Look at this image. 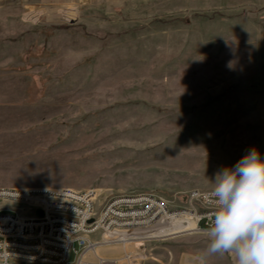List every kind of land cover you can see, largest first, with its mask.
<instances>
[{
    "label": "rangeland",
    "instance_id": "1",
    "mask_svg": "<svg viewBox=\"0 0 264 264\" xmlns=\"http://www.w3.org/2000/svg\"><path fill=\"white\" fill-rule=\"evenodd\" d=\"M252 148L264 159V0H0V187L202 213L191 194ZM164 222L130 264L161 239L209 243L210 220ZM113 245L95 250L114 257Z\"/></svg>",
    "mask_w": 264,
    "mask_h": 264
},
{
    "label": "built area",
    "instance_id": "2",
    "mask_svg": "<svg viewBox=\"0 0 264 264\" xmlns=\"http://www.w3.org/2000/svg\"><path fill=\"white\" fill-rule=\"evenodd\" d=\"M139 196L146 199L127 201ZM194 197L207 206L202 213L196 209L188 211L196 220L195 226L203 218L212 222L215 213L212 192L192 193L191 198ZM0 198L9 201L8 205L0 206V210L24 211V218H9V212L0 211V264H116L115 257L97 254L95 248L107 243L123 247L135 236H145L142 238L145 241L149 238L146 227H159L157 217L164 214L149 217V210H157L153 207L157 201L145 194L116 198L97 210L93 190L0 187ZM136 208L146 211L141 218L144 222L126 223L136 221L130 214ZM37 213L55 216V225L38 221ZM94 216H103V224L95 225ZM122 231L125 232L122 237H103ZM61 237L71 238V245L77 241L79 249H73V260H68L71 246H62ZM6 246H15V253H6ZM122 254L130 259L133 257L124 250Z\"/></svg>",
    "mask_w": 264,
    "mask_h": 264
},
{
    "label": "clouds",
    "instance_id": "3",
    "mask_svg": "<svg viewBox=\"0 0 264 264\" xmlns=\"http://www.w3.org/2000/svg\"><path fill=\"white\" fill-rule=\"evenodd\" d=\"M212 190L215 213L205 229L207 258L235 253L237 264H264V159L252 148L233 166L216 173Z\"/></svg>",
    "mask_w": 264,
    "mask_h": 264
},
{
    "label": "crops",
    "instance_id": "4",
    "mask_svg": "<svg viewBox=\"0 0 264 264\" xmlns=\"http://www.w3.org/2000/svg\"><path fill=\"white\" fill-rule=\"evenodd\" d=\"M170 240L172 241L161 239L157 241L158 243L151 244L147 249L148 254L145 255L144 260H142L140 264H199L201 253L200 247L204 246V243L201 242H206V239L198 240L195 243H186L188 241L184 242L181 239ZM128 243L125 244V246L127 245L128 247L131 245L130 248L133 249V252L131 253L132 256L136 254L137 246L144 245V241L142 240H135ZM135 243L137 245H133ZM113 246H116V250L112 253L117 259L116 264H130L129 257L128 260L125 261L119 259L120 256L124 255L122 254V250H124L123 247L118 244ZM120 249L121 252L118 254ZM205 264H237V260L235 255H215L207 258Z\"/></svg>",
    "mask_w": 264,
    "mask_h": 264
},
{
    "label": "bare ground",
    "instance_id": "5",
    "mask_svg": "<svg viewBox=\"0 0 264 264\" xmlns=\"http://www.w3.org/2000/svg\"><path fill=\"white\" fill-rule=\"evenodd\" d=\"M144 199H146L145 196H143V197L139 196V197H133L132 199H128L127 201L137 202V201L144 200ZM158 207H159V209H157L154 212H152V214H149V217H155L157 215V213H159L160 211H163L165 213V209L162 207V205L160 203L158 204ZM145 212L146 211H141L139 208L134 209L132 212H130V214L133 215V218L136 221H133V222L129 221V222H126V223L129 224V223H142V222H144V220H141V218L144 217L143 213H145ZM170 215H175V216L189 215L190 219H192V223L193 224L190 225V226H185V228L181 229L180 231H183V230H188L189 231V230H192V229L195 230V221H196L195 218L193 219V215L188 213V211H182V210L178 211V212H176L174 214H163V215L157 217V220H159L158 222H160V226H163V224L165 223L164 221H166V218L168 216H170ZM9 218H24V211L14 210V211H12L9 214ZM37 220L38 221H47L48 225H55V218H53L52 216H47V213H37ZM97 222H98V224H99V222L102 223L103 222V216L99 217L97 219ZM97 222H96V224H97ZM176 232L174 231L172 233H176ZM129 233H133V232H129ZM172 233H169V234H172ZM124 234L125 233H122L119 237H122ZM165 235H168V234L165 233ZM61 244H62V246H68L69 237H61ZM99 246H97V247H99ZM94 251H95V253L99 254L96 250H94ZM6 253H15V246H12V250L9 251V252L6 250ZM123 258H124V261L128 260V257H125L124 255H123Z\"/></svg>",
    "mask_w": 264,
    "mask_h": 264
}]
</instances>
